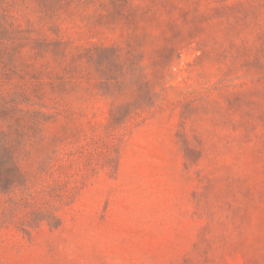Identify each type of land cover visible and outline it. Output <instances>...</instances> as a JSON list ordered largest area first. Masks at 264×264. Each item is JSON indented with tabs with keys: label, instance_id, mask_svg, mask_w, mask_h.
Masks as SVG:
<instances>
[{
	"label": "rangeland",
	"instance_id": "obj_1",
	"mask_svg": "<svg viewBox=\"0 0 264 264\" xmlns=\"http://www.w3.org/2000/svg\"><path fill=\"white\" fill-rule=\"evenodd\" d=\"M0 264H264V0H0Z\"/></svg>",
	"mask_w": 264,
	"mask_h": 264
}]
</instances>
